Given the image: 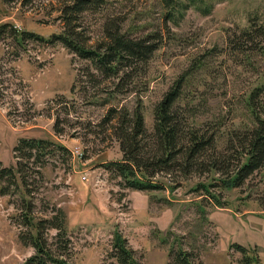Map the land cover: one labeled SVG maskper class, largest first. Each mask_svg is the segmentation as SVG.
I'll return each mask as SVG.
<instances>
[{
	"label": "rangeland",
	"instance_id": "1",
	"mask_svg": "<svg viewBox=\"0 0 264 264\" xmlns=\"http://www.w3.org/2000/svg\"><path fill=\"white\" fill-rule=\"evenodd\" d=\"M56 4L0 0V25L48 38L64 28ZM104 7L102 13L85 14L83 28L91 45L102 38L105 14L123 17V28L132 36L161 32L166 38L127 85L118 87L117 78L98 73L94 79L92 63L60 42L28 38L21 46L11 33L0 38L2 166L17 170L18 160H26L14 150L22 137L53 141L70 152L46 153L38 163L24 166L27 194L20 180L0 177V191L6 190L0 193V264H21L35 253L20 237L27 230L19 218L24 197L39 218H51L58 208L64 212L72 264H111L115 230L127 238L138 264H176L171 254L179 248L190 253L193 264H237L242 253L235 243L258 253L264 264V170L241 188L211 187V193L200 185L212 180L198 173L188 179L158 174L152 180L165 187L152 191L126 187L106 167L121 160L122 152L100 124L110 107L133 111L141 103L152 131L156 103L194 57L211 50L212 74L194 101L196 122H221L225 133L251 127L246 102L250 91L264 84V58L233 53L229 38L251 20L264 23V0H203L168 21L169 37L162 0H109ZM57 117L61 132L55 130ZM57 233L46 228L51 243Z\"/></svg>",
	"mask_w": 264,
	"mask_h": 264
},
{
	"label": "trees",
	"instance_id": "2",
	"mask_svg": "<svg viewBox=\"0 0 264 264\" xmlns=\"http://www.w3.org/2000/svg\"><path fill=\"white\" fill-rule=\"evenodd\" d=\"M32 2L35 0H25ZM60 19L64 25L60 33L50 37L36 32H26L12 29L7 24L0 25V38L13 34L18 43L24 46V40L60 42L79 57L89 60L96 74L105 78H117V86L127 85L134 77V72L140 65L147 64L165 41L161 32H151L140 36H132L124 30L125 19L115 14H105L101 24L102 38L91 45L92 38L86 34L83 23L86 13H102L109 0H56ZM203 0H162L164 9V28L171 33L168 21H174L178 13L191 5L200 7ZM205 12L210 11L205 6ZM180 13V14H181ZM250 25L240 33L229 38L233 53L242 54L251 59L253 53L264 58V23L251 20ZM19 33H18V32ZM209 52L199 54L192 59L190 67L173 82L161 100L154 107L153 130L149 131L141 103L133 111L126 107L112 106L100 121L104 130L110 132L119 142L122 159L106 165L121 177L126 187L152 191L165 186L155 183L152 178L161 173L174 174L188 179L194 174H207L210 183L200 187L211 193V187L241 188L256 172L264 170V84L253 88L247 98L246 108L250 112L253 125L243 130L232 129L225 133L223 124L197 123L198 107L194 105L196 94L200 88L207 87V78L211 76ZM58 117L55 130L58 128ZM50 148V149H49ZM14 150L20 159L18 169L3 167L0 162V177H10L13 183L20 180L27 189V178L24 166L38 163L46 153L62 151L70 153L65 146L53 141L25 138L19 139ZM18 155H16L18 157ZM24 171V172H23ZM17 173L20 175L17 176ZM0 191L1 194L6 193ZM213 196V194H211ZM217 199L216 196H213ZM222 207V202L218 201ZM34 204L24 197L22 214L19 218L26 227L21 232V240L34 247L35 253L21 264H72L74 250L67 236L66 218L58 208L57 214L51 218H39L33 211ZM58 230L56 242H49L46 228ZM236 250L242 253L237 264H262L259 254L251 253L244 245L235 243ZM111 264H138L134 250L129 246L127 238L119 231L113 233ZM176 264H193L190 253L179 248L171 254Z\"/></svg>",
	"mask_w": 264,
	"mask_h": 264
}]
</instances>
